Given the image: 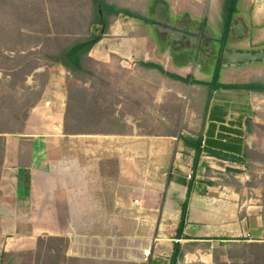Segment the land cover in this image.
<instances>
[{
    "label": "crops",
    "instance_id": "crops-1",
    "mask_svg": "<svg viewBox=\"0 0 264 264\" xmlns=\"http://www.w3.org/2000/svg\"><path fill=\"white\" fill-rule=\"evenodd\" d=\"M104 3L93 80L35 70L42 97L0 134V264H264V61L222 60L264 51V0L228 34L227 0Z\"/></svg>",
    "mask_w": 264,
    "mask_h": 264
},
{
    "label": "rangeland",
    "instance_id": "rangeland-1",
    "mask_svg": "<svg viewBox=\"0 0 264 264\" xmlns=\"http://www.w3.org/2000/svg\"><path fill=\"white\" fill-rule=\"evenodd\" d=\"M105 11L106 4L96 8L92 0H0V130H21L31 106L42 97L41 85L48 81L47 74L31 89L29 76L39 68L49 71V57L62 48L93 39V22ZM85 68L93 80V62H86ZM259 138L264 149V128ZM257 158L255 176L264 187V154L259 151Z\"/></svg>",
    "mask_w": 264,
    "mask_h": 264
},
{
    "label": "trees",
    "instance_id": "trees-1",
    "mask_svg": "<svg viewBox=\"0 0 264 264\" xmlns=\"http://www.w3.org/2000/svg\"><path fill=\"white\" fill-rule=\"evenodd\" d=\"M238 0H227V7L225 8V14H226V19H227V34L230 31L231 25H232V18L233 15L236 12V5H237ZM92 4L96 8H102L104 7V0H92ZM96 22L99 24L104 25L105 24V18L103 14L99 12L98 17L96 18ZM101 39V36L95 37L94 41H81V42H76L72 44L71 46L62 48L61 51L57 54H52L49 58L52 64L55 65H61L65 67L67 70L74 74H87L88 72L86 71V61L88 58V54L93 48V46ZM91 73V72H89ZM261 89V88H259ZM15 132L12 130H0V134L3 133H11ZM3 145H2V138L0 137V151L3 152ZM200 158V153L197 155L196 158V164L198 163ZM187 207L188 203L185 204L184 210H183V223L181 224V230H183L184 227V218L186 216L187 212ZM260 250V248H259ZM263 254V251H258V262L260 260V255ZM178 256V250L175 252L174 260L175 262L173 264H176Z\"/></svg>",
    "mask_w": 264,
    "mask_h": 264
},
{
    "label": "water",
    "instance_id": "water-1",
    "mask_svg": "<svg viewBox=\"0 0 264 264\" xmlns=\"http://www.w3.org/2000/svg\"><path fill=\"white\" fill-rule=\"evenodd\" d=\"M237 25L236 29H240L241 33L236 32L237 37L242 38L247 34V29L242 26V28ZM235 31V27H233ZM225 65L228 66H238V65H248L258 61H264V51L262 52H249V51H228L225 50L222 57Z\"/></svg>",
    "mask_w": 264,
    "mask_h": 264
},
{
    "label": "built area",
    "instance_id": "built-area-1",
    "mask_svg": "<svg viewBox=\"0 0 264 264\" xmlns=\"http://www.w3.org/2000/svg\"><path fill=\"white\" fill-rule=\"evenodd\" d=\"M190 178H191V176H190ZM139 202H140L139 200H136V204H139Z\"/></svg>",
    "mask_w": 264,
    "mask_h": 264
}]
</instances>
